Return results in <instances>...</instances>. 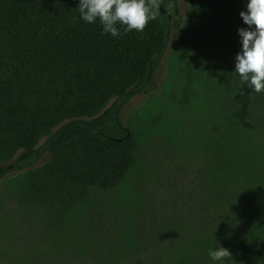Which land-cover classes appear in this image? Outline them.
Listing matches in <instances>:
<instances>
[{
	"label": "trees",
	"instance_id": "1",
	"mask_svg": "<svg viewBox=\"0 0 264 264\" xmlns=\"http://www.w3.org/2000/svg\"><path fill=\"white\" fill-rule=\"evenodd\" d=\"M247 2L191 0L183 19L179 0H161L165 11L159 6L143 32L118 25L113 37L99 21L79 19V0H0V182L23 206L79 225L82 241L113 192L123 220L98 264H264V93L234 73ZM166 12L170 33L180 30L167 81L125 124L116 119L121 100L119 114L130 97L157 87ZM197 115L215 212L162 246L175 229L147 236L133 225L131 180L153 137L183 134ZM44 138L50 157L32 166ZM220 245L232 257L213 261L209 250Z\"/></svg>",
	"mask_w": 264,
	"mask_h": 264
},
{
	"label": "rangeland",
	"instance_id": "2",
	"mask_svg": "<svg viewBox=\"0 0 264 264\" xmlns=\"http://www.w3.org/2000/svg\"><path fill=\"white\" fill-rule=\"evenodd\" d=\"M190 1L179 0L183 19L189 14ZM179 34L180 30L170 33V41L156 72L155 90L133 95L122 108L119 116L125 124L138 108L160 94L167 81L169 57ZM201 118L197 115L195 122L193 117H188L183 134L153 137L145 145L142 164L131 180L133 196L129 205L133 211V225L143 235L155 230L164 233L168 231L167 227L175 229L170 231L173 234L165 236L162 246L172 239L178 241L180 234L175 231L180 232L178 227L181 225L193 233L201 221L208 218L209 224L215 212L208 159L197 142V130L203 127ZM46 141L44 138L40 142L37 160L32 166L48 161L49 152L41 148ZM20 172L14 171L9 177ZM116 201L111 192L101 207H95V214L88 222L91 232L82 241V236L78 235L79 225L70 229L62 219L56 222L42 209L23 206L8 191L5 182H0V264L107 263L106 243L113 238L116 227L121 224L118 222L123 220V211L115 205ZM169 238L172 239L168 241Z\"/></svg>",
	"mask_w": 264,
	"mask_h": 264
},
{
	"label": "clouds",
	"instance_id": "3",
	"mask_svg": "<svg viewBox=\"0 0 264 264\" xmlns=\"http://www.w3.org/2000/svg\"><path fill=\"white\" fill-rule=\"evenodd\" d=\"M160 0H79V19L89 24L99 21L102 34L113 37L136 31L143 32L159 14ZM247 10L240 12L247 28H240L242 48L235 57V72L242 85L254 93H264V0H248ZM74 22L77 20L73 18ZM210 259L223 261L232 257L220 245L209 250Z\"/></svg>",
	"mask_w": 264,
	"mask_h": 264
},
{
	"label": "water",
	"instance_id": "4",
	"mask_svg": "<svg viewBox=\"0 0 264 264\" xmlns=\"http://www.w3.org/2000/svg\"><path fill=\"white\" fill-rule=\"evenodd\" d=\"M160 7H161L162 11H165V9L162 6L161 0H160ZM166 14H167V17H168V23H167V38H166L165 44L169 41V38H170V24H171V19H172L171 14L169 12H166ZM150 76H151V67H150ZM150 76H149V78H150ZM122 100H121V102H122ZM121 102H120V104H121ZM120 104H119V107H118V111L116 113V119L117 120L119 118V108H120ZM84 121H85V123L89 124V121L88 120H84ZM95 132L98 133V130H95ZM128 134H129V131H128ZM117 140L120 141L121 139H117Z\"/></svg>",
	"mask_w": 264,
	"mask_h": 264
}]
</instances>
